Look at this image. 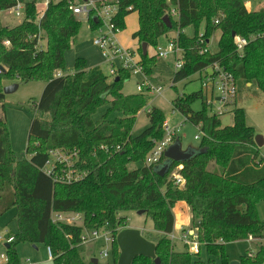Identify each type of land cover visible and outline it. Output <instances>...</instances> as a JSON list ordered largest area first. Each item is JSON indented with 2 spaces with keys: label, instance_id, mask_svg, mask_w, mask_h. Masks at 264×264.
<instances>
[{
  "label": "trees",
  "instance_id": "trees-1",
  "mask_svg": "<svg viewBox=\"0 0 264 264\" xmlns=\"http://www.w3.org/2000/svg\"><path fill=\"white\" fill-rule=\"evenodd\" d=\"M20 1L24 2V16L19 23L7 26L0 20V216L14 207L17 223L16 233L7 232L13 236L5 247L7 264H19L16 246L21 242L49 246L53 264H110L92 263L80 255L82 231L105 227L117 233L126 227L125 213L129 211L140 210L152 221V231L142 235L155 244L154 258L140 255L132 264H212L218 257L227 264L225 242L262 233L264 221L258 218L255 205L264 200V157L255 143L257 133L246 123L245 110L237 104V96L229 110L231 122L227 126L209 112L201 87L172 99V110L180 112L202 135L198 146L191 147L189 158L172 161L161 175L159 169L167 162L165 157L153 165H145L144 159L153 142L163 136V112L150 108L149 125L133 136L136 114L144 107L145 95L122 92L123 80L130 77L128 72L120 71L118 80L103 73L90 74L84 59L78 57L74 73L55 76V71L65 69V51L81 25L69 9L72 0L51 2L42 14L33 1ZM15 3L16 0H0V11ZM116 3L112 21L117 29L125 27L128 14L137 13L138 28L132 37L137 41L145 75H150L156 55L143 54L141 43L156 49L157 39L176 29L174 40L182 50V65L174 72L172 83L217 62L233 74L236 85L245 87L249 83V87L264 93V38L249 41L238 53L232 36V32L248 37L264 30V7L248 10L244 0ZM172 5L176 6L177 18L169 17L167 26L163 16ZM201 22L204 29L199 36ZM89 24L95 28L94 23ZM189 26L195 30L192 36L183 32ZM217 30V52L209 53V38ZM33 80L44 81L45 85L38 100L30 105L33 116L26 148L14 152L9 147L2 112L4 83ZM197 100L200 107L194 109L192 104ZM105 105V113L94 120L93 115ZM176 141L180 142L178 135ZM57 147L79 150L78 165L87 172L82 180L55 183L40 170L48 150ZM175 168L184 180L182 188L174 184L171 176ZM178 202L189 207L190 229L199 242V253L173 249L169 234L173 232L172 208ZM174 208L187 214L184 204ZM52 211L80 213L83 225L52 223ZM201 248L207 252L208 263L199 257ZM118 255L114 240L112 264H116ZM239 264H264V248L260 247L254 257L241 255Z\"/></svg>",
  "mask_w": 264,
  "mask_h": 264
},
{
  "label": "rangeland",
  "instance_id": "rangeland-1",
  "mask_svg": "<svg viewBox=\"0 0 264 264\" xmlns=\"http://www.w3.org/2000/svg\"><path fill=\"white\" fill-rule=\"evenodd\" d=\"M29 1V0H26ZM58 0H54L56 2ZM250 10H258L264 7V0H244ZM35 4L39 10H43V0H35ZM23 17L15 16L10 9L0 11V20L3 25L14 26L22 20ZM81 21L80 29L73 38L70 47L65 51V69L60 70L63 74H72L74 70V61L81 57L84 59L87 70L90 74L103 73L107 74V63L102 56L99 48L93 43V39L107 32L108 23L104 20V24L96 28H91L87 15H77ZM125 27L118 29L115 33L117 41L126 48H136L137 41L132 34L138 28V18L136 12H131L124 19ZM204 25L201 22L198 26V33L203 32ZM183 32L192 36L195 33L194 27L189 26ZM197 34V35H199ZM220 31H215L209 38L207 45L209 53L217 52V41ZM177 35L176 29L168 31L167 35H162L157 39V48L164 49L168 41ZM156 50L148 45V55L155 54ZM180 53H170L167 58L156 56L155 63L149 76L143 74H131L128 79H124L122 83V92L124 94L136 93V87L142 82H149L152 86H161L160 94L151 93L144 90L145 103L144 107L136 114V122L132 130V135H138L144 128L149 125L147 110L152 107L159 108L164 114V121L169 122L171 128L179 127L178 136L180 137V146L184 150L187 147H197L200 138L195 136L199 134L198 129L190 122L185 121L184 116L172 110V99L178 94L191 93L200 89V76L204 74L202 71L191 74L185 79L172 83L174 72L176 71V58L180 57ZM147 80V81H146ZM15 83V82H13ZM18 87L9 93L4 94L3 114L5 115L7 129L9 132V147L14 152H23L27 145V135L30 122L33 116L30 105L33 100H38L42 89L45 85L44 81L33 80L28 82H16ZM5 86L11 83L5 82ZM237 84V104L244 108L246 123L253 126L257 135L262 139L258 146L259 153L264 157V93L256 87H249V83L245 87ZM194 109L200 107V101L197 100L192 104ZM107 106L100 107L93 115V119L97 120L106 111ZM211 113V111H210ZM242 207L239 210L242 211ZM258 218L264 221V200L259 201L256 205ZM174 216V233L172 238V246L176 251L188 250V246L182 239V233L186 231L188 214L183 213L179 208H173ZM16 208L5 211L0 216V234L17 232V223L15 219ZM126 227L138 226L142 232L152 231V221L144 214H137L134 211L126 212ZM190 229V227H189ZM251 235V234H249ZM253 236V235H252ZM251 248V249H250ZM257 245L250 242L247 238L225 242V253L227 255V264H239L240 256L247 254L250 250H255ZM101 250L99 242L85 243L79 245V253L85 259L97 258L99 262H108L112 264L111 257L101 258L99 252ZM5 253L4 242L0 241V255ZM16 253L19 264H25L26 260L35 264H53L48 259L46 246L44 244H36L35 246L28 242H21L16 246ZM200 259L204 263H208V255L204 248H201ZM1 261V256H0ZM212 264H223L220 257L216 258Z\"/></svg>",
  "mask_w": 264,
  "mask_h": 264
},
{
  "label": "built area",
  "instance_id": "built-area-1",
  "mask_svg": "<svg viewBox=\"0 0 264 264\" xmlns=\"http://www.w3.org/2000/svg\"><path fill=\"white\" fill-rule=\"evenodd\" d=\"M35 3V0H29ZM117 0H72L70 1L69 9L72 10L75 16L77 15H87L88 21L95 24V28L101 24H104V20L108 23L107 32L96 36L93 39V43L99 48L102 53L103 58L107 63L108 73L106 76L109 79H113L119 75L120 71H126L131 74H143V65L140 62V54L136 48H126L121 45L116 39V31L118 30L114 23L113 17L117 13ZM170 2V0H167ZM54 2V0H43L44 9L49 5V3ZM43 9V10H44ZM130 9V7H128ZM11 12L17 17L24 16V2L16 0V3L10 8ZM42 10V11H43ZM39 10V13L42 14ZM39 14V15H40ZM168 17L174 19L177 18L176 6H170L166 11ZM217 23V20H215ZM202 34V33H201ZM199 34V36H201ZM257 38H264V30L252 33L248 37H243L240 35L233 36L234 46L238 53H242L245 45L252 40ZM201 40V39H200ZM8 45L9 42L5 41ZM155 55L161 58H167L170 53H180L181 56L176 58V69L180 68L182 65V50L177 46L174 38L170 39L164 49H155ZM203 49L202 51H206ZM204 72L200 76V87L205 96V104L209 109V112L214 113L220 117V119L229 115L231 122V115L229 110L235 98L237 96V85L235 78L231 72L219 65V63L214 62L209 66L203 68L201 72ZM55 76L65 75L61 71H55ZM147 76V75H145ZM147 81V80H146ZM144 90H148L154 94H160L162 91L161 86H152L149 82H142L137 85L136 93H143ZM150 111V108L147 112ZM163 136L153 142V146L148 151L145 156L144 164L153 165L161 161L164 156V152L167 148L174 143L175 137L178 135L179 127L171 128L169 122L165 120L163 122ZM196 138H200L202 133L200 130ZM101 148H103L101 146ZM79 150L76 148L65 149L62 147L51 148L47 152V158L45 159L40 170L50 177L53 182L60 184H71L82 180L87 172L81 169L78 165L79 163ZM179 165L177 168H180ZM175 168L171 174L174 178V184L177 186L184 185V180L177 173ZM51 221L55 224H66L81 226L83 225V217L77 212H59L52 211ZM190 230V231H189ZM117 233H114L110 229L105 227L99 228H84L81 234V244L85 243H97L99 242L101 250L99 255L101 258L111 257L112 246ZM173 233L169 234L170 239L173 238ZM182 239L188 246V252L196 254L199 253V242L196 238L195 232L192 229H186L182 233ZM247 239L257 245L255 250H249L247 253L250 257H254L256 252L260 247L264 248V230L259 236L248 235ZM13 240L12 235L0 234V241L4 243H9ZM46 253L48 259H53V254L49 246L46 247ZM0 264H7V255L1 254ZM98 260V259H97ZM25 264H35L26 260Z\"/></svg>",
  "mask_w": 264,
  "mask_h": 264
},
{
  "label": "water",
  "instance_id": "water-1",
  "mask_svg": "<svg viewBox=\"0 0 264 264\" xmlns=\"http://www.w3.org/2000/svg\"><path fill=\"white\" fill-rule=\"evenodd\" d=\"M163 21L170 26V18L168 15L163 16ZM232 36H235V33L232 32ZM141 51L143 54H147V43L142 42ZM0 70H3V67L0 65ZM114 80H118V76L114 78ZM18 87V83H11L3 87V93H9L14 91ZM221 124L223 126H227L230 124L229 115H225L221 118ZM255 143L259 145L262 141L259 135H255ZM192 154L191 147H187L186 149H182L180 146V142L176 141L172 145H170L167 150L164 152V156L167 160L165 164H163L159 169V174H164L167 171L172 161L181 162L187 158H189ZM183 185L180 186L182 188ZM137 214H142V211H137ZM119 255L117 258L116 264H132L133 260L137 256H147L150 258L155 257V244L146 239L142 235V231L139 228L135 227H124L120 229L115 237ZM5 247H8V243H5ZM90 261L92 263H97V258H91ZM157 261V259H155Z\"/></svg>",
  "mask_w": 264,
  "mask_h": 264
},
{
  "label": "crops",
  "instance_id": "crops-1",
  "mask_svg": "<svg viewBox=\"0 0 264 264\" xmlns=\"http://www.w3.org/2000/svg\"><path fill=\"white\" fill-rule=\"evenodd\" d=\"M245 6H246V8L248 9V10H250L248 7H247V4L245 3ZM137 48V47H136ZM147 54H148V47H147ZM178 203H180V204H184V206H185V208H186V210H187V216H188V219H187V226L186 227H184V228H186V229H189V227H190V211H189V207L187 206V204L186 203H183V202H178ZM178 203H176L175 205H174V207H176L177 206V204ZM173 207V208H174ZM172 208V209H173ZM174 223H175V221H174ZM174 223H173V232L172 233H174ZM135 228H139V229H142V228H140V227H138V226H134ZM148 231H151L150 229H148ZM190 231V230H189ZM7 233V232H6ZM4 247H5V243H4ZM251 249V248H250ZM249 249V250H250Z\"/></svg>",
  "mask_w": 264,
  "mask_h": 264
}]
</instances>
